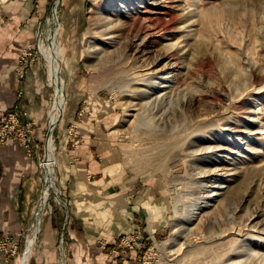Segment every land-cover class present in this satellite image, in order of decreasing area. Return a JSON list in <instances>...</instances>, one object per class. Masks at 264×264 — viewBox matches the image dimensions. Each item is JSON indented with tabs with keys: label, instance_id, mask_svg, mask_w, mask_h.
<instances>
[{
	"label": "rangeland",
	"instance_id": "374dc122",
	"mask_svg": "<svg viewBox=\"0 0 264 264\" xmlns=\"http://www.w3.org/2000/svg\"><path fill=\"white\" fill-rule=\"evenodd\" d=\"M142 1H39L44 15L35 40L22 48L29 47L31 56L20 68L17 56L14 73L22 79L33 63L39 68L47 91L42 141L34 147L35 122L23 118L25 113L0 108L3 122L12 117L31 125L26 143L14 133L0 143L17 141L29 154L35 150L38 177L28 226L16 236L2 233L0 243L16 242L13 253L0 249L5 257L21 264L33 236L30 252L34 249L42 214L58 206L67 215L68 185L59 175L56 152L64 145L73 156L83 140L80 128L95 129L102 122L114 134L105 151L110 173L118 179L114 187L128 186L136 196L132 205L143 201L157 230L146 245L136 230L120 235L112 248L99 239L101 248L124 259L129 249L144 244L138 264L147 250L151 264H264V0ZM131 3L138 8H127ZM132 10L137 15L132 17ZM160 11H166L165 27ZM117 14L121 23L113 45L108 42L113 34L104 27ZM56 71L60 90L52 76ZM55 95L61 113L56 123L52 116L51 126ZM156 97L160 100L153 102ZM192 133L194 148L188 141ZM47 137L54 155L52 185L38 227L37 212L31 228L47 182L40 164L47 157ZM172 140L180 147L162 158L159 147ZM195 148L201 149L191 155ZM156 159L164 165L156 167ZM127 238L130 246L122 251L121 240ZM57 245L63 252L62 236Z\"/></svg>",
	"mask_w": 264,
	"mask_h": 264
},
{
	"label": "crops",
	"instance_id": "0c3cea01",
	"mask_svg": "<svg viewBox=\"0 0 264 264\" xmlns=\"http://www.w3.org/2000/svg\"><path fill=\"white\" fill-rule=\"evenodd\" d=\"M39 1L42 0H0V108L25 113L21 114L23 118L35 122L34 147L35 142L42 141L47 91L35 63L22 79L15 75L14 65L19 51L35 40L37 23L44 15V6H40ZM114 116V124H117V115ZM112 117L110 114L108 119ZM108 127L109 124L103 128L102 122H98L95 129L82 126L83 140L73 156L64 145L59 146L58 172L61 179L67 181L69 210L66 215L64 210L54 206L51 213L41 215L35 247L26 264H138L141 249L151 237L155 238L157 227L148 207L143 201L136 207L132 205L136 196L128 186L114 187L118 179L110 173V156H105L113 138ZM37 182L35 150L29 154L17 141L0 143V238L3 232L15 235L28 226ZM34 216L33 212L31 228ZM136 230L147 239L143 241L145 245L129 249L124 259L110 255L108 249L98 245V240L104 237L108 248L115 247L120 235ZM61 236L63 252L57 245ZM0 264L20 263L0 253Z\"/></svg>",
	"mask_w": 264,
	"mask_h": 264
},
{
	"label": "bare ground",
	"instance_id": "6f19581e",
	"mask_svg": "<svg viewBox=\"0 0 264 264\" xmlns=\"http://www.w3.org/2000/svg\"><path fill=\"white\" fill-rule=\"evenodd\" d=\"M143 2H144V0L142 1V4L141 5H143ZM153 3H155V2H153ZM133 4V5H132ZM158 4V3H157ZM131 5H132V7L136 10L137 8H138V6H136V5H134V3H131L130 5H129V7L127 6V8H131ZM157 6H161L160 4H158ZM141 7V6H140ZM145 8H148V5H146V6H144ZM158 8H161V7H158ZM161 9H163V8H161ZM123 10H126V9H122V8H120L119 9V12L121 11H123ZM134 11L132 10L131 11V15H132V17L133 16H135V15H137V13H138V11H135L134 13H133ZM161 13L159 14V16H158V18H159V20H160V22L162 23V25H163V27H165L166 25H164V23L165 22H167L165 19H164V14L166 13V11H160ZM117 13V12H116ZM173 19V18H172ZM104 20H105V18H104ZM126 20V19H125ZM107 21H108V25L106 26V27H104V28H106V30L105 31H108V34L109 35H111V34H113V33H115L116 32V28H117V26H119L118 24L119 23H121V19L119 18V15L117 14V17H115V18H113L112 19V21H110L109 20V18L107 19ZM133 25H134V23H133ZM132 26V25H131ZM102 28H103V26H102ZM105 31L103 30V32L105 33ZM51 32H52V30H51ZM56 33H57V30H56V28H54V30H53V34H52V37H53V46L55 45V42H56ZM108 37V36H107ZM112 36H110V38H108V42H109V44H112V42L114 43L113 45H115V44H117V41H116V36H115V34H113V38H111ZM110 39H112V40H110ZM118 44H120V41L118 42ZM51 45V44H50ZM57 45V44H56ZM44 48V47H43ZM50 48V47H49ZM57 49V48H56ZM44 50H46V49H44ZM55 50V49H54ZM47 51V50H46ZM52 51V50H51ZM45 52V51H44ZM59 52V51H58ZM46 53V52H45ZM60 53V52H59ZM44 54V53H43ZM44 55H46L47 56V53L46 54H44ZM56 56H57V53H56V51L54 52V53H52L51 52V54H50V62L52 63V65L53 66H55V65H57V63H56ZM49 57V56H48ZM54 68V67H53ZM53 70V69H52ZM55 70V69H54ZM58 71H56V72H54L53 74H52V76H53V78H54V82H55V84H56V90H60V82L58 81L60 78L58 77V73H57ZM50 74V75H51ZM59 78V79H58ZM58 81V82H57ZM60 97H58L57 99H56V95L54 96V101H53V103H52V110H51V118H50V123H51V126H54L52 123H53V121H52V116L54 117V115H55V117H54V122L56 123V121L58 120V118H59V116H57V114H60L61 112H60V109L59 108H56L55 106H54V102H56V100L58 101V99H59ZM156 100H154L153 102H156L157 100H160V98L159 97H156L155 98ZM170 99H171V97H170ZM150 100V99H149ZM57 104V103H56ZM60 104V103H59ZM57 106V105H56ZM150 123H151V121H149ZM202 122H200L199 123V128H200V124H201ZM50 126V127H51ZM206 126V125H205ZM196 130H198V129H196ZM193 135H191V136H188L189 137V140L188 141H190L189 143H190V147L192 146V143L194 142V133H192ZM191 138V139H190ZM179 142V141H178ZM178 142L177 141H175V140H172V141H170V142H168V143H166L164 146H160L159 147V150L160 151H158V153H160V156H162V158L164 157V156H167V154H169V153H171V152H175L180 146H179V144H178ZM180 143V142H179ZM50 146H52V140L50 139V137H47V154H46V160H45V168H46V177H47V182L45 183V186H44V190H43V192H42V194H41V197H40V201H39V205H38V207H37V209L34 211V215H36V213L38 212V214H37V216L39 217V215L41 214V212H42V209H43V206H44V201H45V198H46V195H47V188H48V186L49 185H52L51 184V179H52V176H51V172H52V166H53V164H54V155L52 154L53 153V151H52V153L51 152H49V148H50ZM193 148L195 147V146H192ZM53 148H51L50 150H52ZM201 149V148H200ZM200 149H197V148H195L194 150H192L191 152H190V154L191 155H196L197 153H198V150H200ZM207 149V148H206ZM206 149H204V151L206 150ZM203 150V149H202ZM206 152H207V150H206ZM158 156V155H157ZM156 157V156H155ZM153 163L156 165V167H158V168H160V167H162L163 165H164V162H163V159H156V160H154L153 161ZM152 167V166H151ZM50 181V182H49ZM42 199V200H41ZM229 203V202H228ZM178 224V223H177ZM180 224V223H179ZM178 228V227H177ZM175 229H176V227H175ZM179 229H180V227H179ZM175 231V230H174ZM34 239V236L33 237H31L30 239L28 238L27 239V241H28V248H27V251H26V253H25V255H23L24 257L21 259V262H22V264H24V262L25 261H27L26 259H27V256H28V254L30 253V247H29V244L32 242V240ZM178 242V241H177ZM175 244H176V240H175ZM174 244V245H175ZM173 245V246H174ZM166 249V248H165ZM177 248L176 247H173V248H171V250H170V252H172V254L173 253H175L174 251L176 250ZM170 254V253H169Z\"/></svg>",
	"mask_w": 264,
	"mask_h": 264
},
{
	"label": "built area",
	"instance_id": "2783aa9c",
	"mask_svg": "<svg viewBox=\"0 0 264 264\" xmlns=\"http://www.w3.org/2000/svg\"><path fill=\"white\" fill-rule=\"evenodd\" d=\"M31 56L30 48L27 47V49H22L18 54V64L17 66L20 68L22 65L26 64L27 57ZM13 116V115H11ZM14 117V116H13ZM3 119H0V141H2L4 138L9 137L12 133H14V137H18L19 140H21L22 143H26L29 139V134L31 131V125L25 124L21 125L15 118L9 117L8 121L3 122ZM41 165L45 166V161L40 162ZM132 239L127 238V240L122 241L120 243L121 250L123 251L124 248L129 247V243ZM3 242L0 243V249H4L6 252L8 250L13 253L16 242L14 240L8 241L7 239H3ZM118 253V252H117ZM151 250H147L145 254H143L140 258L141 264H151Z\"/></svg>",
	"mask_w": 264,
	"mask_h": 264
}]
</instances>
